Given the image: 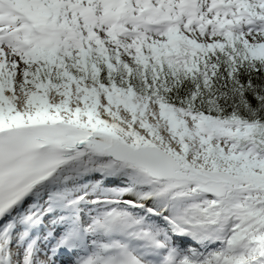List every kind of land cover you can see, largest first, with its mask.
I'll use <instances>...</instances> for the list:
<instances>
[{"label":"snow or ice","instance_id":"1","mask_svg":"<svg viewBox=\"0 0 264 264\" xmlns=\"http://www.w3.org/2000/svg\"><path fill=\"white\" fill-rule=\"evenodd\" d=\"M0 264H264V0H0Z\"/></svg>","mask_w":264,"mask_h":264}]
</instances>
